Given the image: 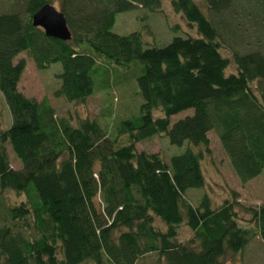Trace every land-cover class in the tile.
Returning a JSON list of instances; mask_svg holds the SVG:
<instances>
[{"label": "trees", "instance_id": "obj_1", "mask_svg": "<svg viewBox=\"0 0 264 264\" xmlns=\"http://www.w3.org/2000/svg\"><path fill=\"white\" fill-rule=\"evenodd\" d=\"M51 1L16 0L23 14L0 12V92L10 114L0 128V190L24 196L17 204L0 200V264H135L149 252L165 264H223L226 252L242 250L254 236L264 242V203L250 205L251 224L241 225L235 199L213 205L203 192L192 204L186 196L205 184L201 157L210 129L240 181L264 172V55L255 48L223 55L222 26L214 18L232 12L239 0H202L210 18L196 0H170L191 32L161 46L145 44L138 30L112 31L117 12L135 6L158 11L160 0H56L67 40L31 23V14ZM254 1L261 14L264 0ZM20 51L37 68L60 63L53 95L68 101L94 92L98 58L123 66L140 62L138 115L121 119L112 137L94 118L72 124L56 117L45 97L17 88ZM230 63L233 71L226 72ZM187 107L192 113L170 124V116ZM155 134L184 147L167 160L136 150V142ZM7 146L19 167L10 165ZM181 222L191 230L185 241L176 238Z\"/></svg>", "mask_w": 264, "mask_h": 264}, {"label": "rangeland", "instance_id": "obj_2", "mask_svg": "<svg viewBox=\"0 0 264 264\" xmlns=\"http://www.w3.org/2000/svg\"><path fill=\"white\" fill-rule=\"evenodd\" d=\"M12 1V2H11ZM16 0H0L1 11H18L23 14V2ZM58 8L56 0L51 1ZM200 3L203 13L210 18V12L202 0ZM158 11H148L141 6H135L129 10L115 14L112 31L125 34L132 30H138L145 44L161 46L173 35L185 36L191 29L179 12L172 10L170 0H160ZM232 12H220L215 15L216 21L222 28L219 33L223 41L220 51L229 56L233 50L244 52L249 49H260L264 55V11L259 14V8L254 0H239L233 5ZM252 9L257 15L254 16ZM244 10V11H243ZM249 10V12H248ZM264 10V9H263ZM256 17V19H255ZM219 19V20H218ZM260 20V22H258ZM224 23V25H223ZM196 34L195 28L193 29ZM24 59V68L17 83V88L24 95L34 97L37 100L46 98L53 107L57 116L69 117L72 124L77 117L94 118L109 136H114L118 122L127 117L138 115L142 98L137 91L136 76L140 73L141 63L132 62L127 66L109 63L98 58L97 65L92 72L94 80V92L84 101H68L62 96H55L53 92L58 86V78L55 73L61 70L59 62H51L45 68H37L25 51H20L14 57ZM96 65V64H95ZM232 63L226 68V72L233 71ZM254 86V82H252ZM108 111V113H105ZM192 107L179 110L170 116V124L177 118L191 114ZM10 122V114L4 98L0 92V128H5ZM208 152H203L201 157V169L204 174L205 184L201 188H189L186 196L192 204H196L203 194L207 193L211 203L218 205L224 198L235 199L237 220L241 225H250V205L264 203V172L244 182L240 181L232 170L229 160L220 146L217 134L213 129L207 131ZM120 141L125 140L124 135L119 136ZM182 146H176L168 142L166 134H155L135 143L136 150L146 152H159L167 160L171 153L182 150ZM9 163L13 168L20 166L9 146L6 147ZM23 194L13 190H0V200L5 205L17 204L23 200ZM155 225L164 228V224L154 218ZM191 235V230L181 222L177 226L176 238L185 241ZM223 264H264V242L259 236H254L242 250L238 252H226L223 256ZM82 264H91L84 262ZM135 264H165L162 257L154 252L144 254L138 258Z\"/></svg>", "mask_w": 264, "mask_h": 264}, {"label": "water", "instance_id": "obj_3", "mask_svg": "<svg viewBox=\"0 0 264 264\" xmlns=\"http://www.w3.org/2000/svg\"><path fill=\"white\" fill-rule=\"evenodd\" d=\"M31 23L40 26L46 35L67 40L70 31L63 13L52 3L45 2L31 14Z\"/></svg>", "mask_w": 264, "mask_h": 264}]
</instances>
